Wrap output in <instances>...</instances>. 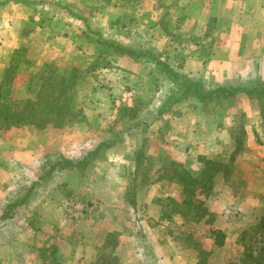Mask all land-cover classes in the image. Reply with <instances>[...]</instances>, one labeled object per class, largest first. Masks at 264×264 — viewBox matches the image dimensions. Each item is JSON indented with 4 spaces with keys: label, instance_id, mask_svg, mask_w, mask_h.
I'll return each mask as SVG.
<instances>
[{
    "label": "rangeland",
    "instance_id": "1",
    "mask_svg": "<svg viewBox=\"0 0 264 264\" xmlns=\"http://www.w3.org/2000/svg\"><path fill=\"white\" fill-rule=\"evenodd\" d=\"M190 51L168 63L106 40L89 54L67 50L71 67L61 55L35 66L30 47L12 55L0 72V264H243V252L264 263V86L248 100L237 85L209 87L185 67ZM117 52L151 62V83L128 84L106 115L79 105L76 79L86 70L101 83ZM46 65L66 78L82 120L22 121L27 99L47 92ZM205 160L213 173L202 187ZM187 181L192 205L182 203Z\"/></svg>",
    "mask_w": 264,
    "mask_h": 264
},
{
    "label": "crops",
    "instance_id": "2",
    "mask_svg": "<svg viewBox=\"0 0 264 264\" xmlns=\"http://www.w3.org/2000/svg\"><path fill=\"white\" fill-rule=\"evenodd\" d=\"M208 4L209 0H0V72L20 47H30L35 66L61 55L63 66L69 67L74 64L68 63L67 50L89 54L106 40L132 51H162L160 58L166 56L168 63L174 59L172 53L190 47L187 69L202 71L209 87L239 86L248 100L264 86V0H215L211 14ZM140 19L148 26L136 32L134 25ZM205 47L209 54L201 58ZM130 54H113L110 60L115 66L98 71L101 83L82 72L75 84L77 103L104 109L106 115L115 97L131 93L128 84L136 90L138 84L151 83L153 75L146 70L151 62ZM29 67H19L21 81ZM19 84L14 80L13 88ZM254 112L261 118L259 105ZM60 260L64 262L65 256Z\"/></svg>",
    "mask_w": 264,
    "mask_h": 264
},
{
    "label": "trees",
    "instance_id": "3",
    "mask_svg": "<svg viewBox=\"0 0 264 264\" xmlns=\"http://www.w3.org/2000/svg\"><path fill=\"white\" fill-rule=\"evenodd\" d=\"M49 67V65H46ZM56 70L52 68H48L45 77L42 78V87H47L46 94L36 96L34 99H27L23 111L27 110V114H25L22 121L35 123L39 121L41 124H47L50 121L58 120V124H62L66 121H70L75 118L83 119V114L81 111L74 109L69 101H67V85L66 78L64 75H57L54 73ZM72 79V76L69 77V82ZM207 163V164H206ZM214 162H210L209 160L204 161V167L201 170L200 176L201 179H197L198 182L202 183V187L205 185L211 177L212 165ZM67 164H71V161L67 162ZM208 165V166H207ZM217 169H215L216 171ZM213 173V170H212ZM190 182L194 183L195 179H191ZM190 182L187 181L184 183L185 193H187V198L183 200L182 203L192 205L189 200L188 193L190 189L188 185ZM194 210V208H193ZM258 260H263L259 256H253L251 253L243 252L242 259L240 263L243 264H256ZM196 264H207V261L203 258L199 259ZM264 264V263H261Z\"/></svg>",
    "mask_w": 264,
    "mask_h": 264
}]
</instances>
